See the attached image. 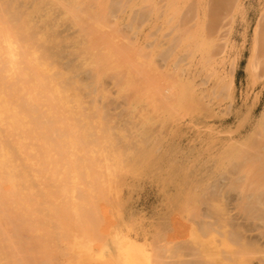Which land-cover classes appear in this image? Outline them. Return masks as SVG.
<instances>
[{
    "label": "bare ground",
    "instance_id": "bare-ground-1",
    "mask_svg": "<svg viewBox=\"0 0 264 264\" xmlns=\"http://www.w3.org/2000/svg\"><path fill=\"white\" fill-rule=\"evenodd\" d=\"M243 2L0 0V264L61 263L65 259L58 263L56 259L66 250L59 246L62 238L74 240L69 224H88V235L96 239L103 234L116 236L107 231L106 218L101 224L95 216V222L86 219L92 209L107 212L123 204L117 197L127 183L132 185L130 178L111 171L120 166L119 159L116 164L111 156L118 137L111 142L102 139L111 122V110L120 107L118 101L110 100L107 81L130 98L136 94L134 88L147 94L153 89L158 92L151 73H167L174 81L161 78L163 92L154 100L172 112L177 106L186 113L193 108L207 111L204 104L211 106V97L233 101L230 79L218 76L220 82L204 88L208 81L199 86L194 69L206 67L211 77L215 71L221 72L219 55L225 48L219 44L224 39L219 35L244 14ZM263 27L264 20H260L253 37L249 70L254 79L264 69ZM144 31V55L139 56L136 67H148L149 72L139 75L137 69L132 71L129 60L118 63L123 57L115 53L113 44L119 34ZM212 113L208 110L205 117ZM170 118L171 123L179 119ZM123 123L131 125V115ZM238 126L244 127L242 122ZM126 134L122 133V142L128 149L122 154L128 165L139 164L141 171L147 167L153 173L166 172L150 181L167 191L168 211L182 213L196 205H206L208 210L206 221L190 233L192 247L183 242L173 250L175 257L186 260L168 263L158 253L155 264H264L263 248L246 235L248 230H256L264 237V113L245 137L227 141L212 137L197 152L195 146L188 149L183 164L177 159L180 144L171 149V141L178 142L176 136L182 138L184 131L171 130L160 138L153 129L144 128L134 145ZM162 162L168 163L166 168H159ZM215 181L221 182V194L211 191ZM101 189L113 196L101 195ZM228 191L237 193L235 207L248 229L231 217L225 203ZM66 228L71 232L63 236ZM89 250L88 254L93 249ZM138 252L127 254L136 256L131 264H153L143 249ZM93 254L90 260L97 261ZM67 255L63 254L72 261V252Z\"/></svg>",
    "mask_w": 264,
    "mask_h": 264
},
{
    "label": "rangeland",
    "instance_id": "rangeland-1",
    "mask_svg": "<svg viewBox=\"0 0 264 264\" xmlns=\"http://www.w3.org/2000/svg\"><path fill=\"white\" fill-rule=\"evenodd\" d=\"M243 8L244 14L238 15L235 21H231L230 25L223 29V34L221 36L219 35L220 39L224 37L219 44L225 48L224 53L219 55L221 58V72L218 73L215 71V75L211 77V70L206 67L198 66L194 69V74L196 75L195 81L199 86L205 83V81H208V84L205 85L204 88H213L218 82H220L218 76H226V80L230 79L234 85L233 101L211 97L210 101L212 107L204 104L207 107V111L210 110L213 112L211 117H205L207 111L195 108L189 113H186L180 106H177L172 112L167 109V106L154 100V98H158L163 92L160 90L162 86L160 82L161 78L168 81H174V79L170 78L167 73L160 74L161 76L153 72L151 73L155 77L154 81L157 83V89H159L158 92L154 89H150L152 94H147L145 93V90L138 91V89L132 88L136 94L134 93V96L130 98L123 94V90L121 91L120 87L113 86L110 80L107 81L109 87L107 89L111 91L112 94L110 100L118 101L120 107L111 110L112 117L110 124L112 123V125H108L107 132L102 136V139L111 142L118 137L119 142L116 145L117 147L112 150L113 152L111 153V156L116 164L119 159L120 166L111 171H115L117 176L122 173L127 178H130L131 180L129 181V184L132 185H128L127 183V185L123 187L121 195L118 197L116 196L117 198H120V201H123H121L123 204L114 205L106 210L107 212H100L99 210L92 209L90 213L88 212L89 214L87 213L90 215V218H87L88 215L85 214V217L87 215V221L90 223L91 221L95 222L94 216L97 224L103 223L106 218L107 221L105 224L109 227L108 228L105 225V227L108 228L107 231H112L116 236L103 234L101 237L99 235L96 239V236L93 237L92 234H89L92 236L90 237L88 235L87 229L90 227L88 224L84 223L81 227L76 225L71 227L69 224L67 227L74 231V233L71 234L74 240L72 241L71 238L67 239L69 237L67 235L68 237L65 236L66 239L62 238L59 246L62 245V249L66 248L63 252H68L67 254H71L72 252V261L70 260L71 255L69 256L63 253L64 256L67 255L66 257L70 258L67 260L60 252L59 255H57V263L58 261L65 259L63 261L66 263L70 261L69 264H105L108 263V261L105 260L110 259V264H131L136 256L135 258L130 257V254H139L138 251L141 249L144 250L147 256H150L153 264L157 262L158 253H161L168 263L186 260L181 257H175L173 255V250L178 244L183 242H186L192 247L190 244V233L195 227L200 226L206 221L205 217L206 212L208 211L206 205H196V208L184 210L182 213L168 211L167 191L162 192L159 184L150 181L153 178L164 177L166 172L164 171L161 174L153 173L147 170V167H145V170L141 171L140 169L143 166H140L139 164L137 165L138 168L128 165L126 163V157L122 154V152H125L128 149L122 142L124 139L122 133L126 134L125 132L129 130L126 135L129 138V142L134 145L137 136L144 132V128L153 129L155 136L160 138H166L171 130L184 131V136L182 138H180V134L176 136L175 140H178V142L171 141V149L174 144H180L179 148L181 153L178 155L177 159L181 164L186 161L183 155L186 154L188 149L195 146L193 150L197 152L198 148L204 145V141L209 140L212 137L221 138L223 141L232 138L239 140L241 137H245L250 133L255 122H257L264 113V69H259L258 72L254 74L256 79L251 77L249 70L254 32L260 23V20H264V0H244ZM228 22L229 21L225 22L224 25H227ZM121 29L123 31L124 26H121ZM64 30L65 28H62L61 32ZM145 31L147 34L149 33V29H145ZM145 31L137 34L129 32L122 33L121 35L119 34V36L115 37L113 44L115 53L123 57V59L118 60V63L124 64V62L129 60L133 63L132 71L137 69L135 73L139 75L149 72L148 67H141L140 65V67H136L138 65L137 59L139 56L144 55L142 51L143 47L146 46ZM263 33L264 27L262 28V34ZM153 41L154 39L150 40V42ZM219 57L217 58L220 59ZM128 90L129 92L131 91L130 89ZM174 103H176V101ZM130 115L132 120L131 125H129V123L124 124L123 121L130 120ZM171 115L173 117L178 116L179 119L171 123L168 121L169 119H172L170 118ZM164 121L166 122L164 123ZM120 122L122 123L121 126ZM161 122L164 123L163 127ZM240 122L243 123V128H239L238 124ZM110 126L112 127L111 133ZM236 130L237 132H235ZM164 146L165 149H167L169 145L165 144ZM159 153H161V151ZM191 157L192 156L190 155V158ZM167 164V162L159 163V168H166ZM192 164L197 165L198 163L195 164L192 162ZM204 169L199 170L201 172H198V174L200 175ZM215 182V189L212 188L211 191H213V193L215 192V194H221V190L218 192L221 187L219 185L221 182ZM130 186L132 188H127ZM103 190L104 189H101L100 191L101 195H104L105 197L113 196L111 193H108V191L105 192ZM230 192L231 191L226 192V196H228V194L229 196L226 197L227 202L225 203L227 204L231 217L235 220V223L242 225L244 229H248V223L238 214L235 207L237 193L235 194V192H231L230 194ZM104 196L100 197L104 198ZM111 224H113L112 227L109 226ZM103 229L105 228L103 227ZM66 231L69 230L64 229V232H62L63 236ZM69 232H67V234ZM57 234L59 235V233ZM104 235L106 238L102 239ZM246 235L250 239L255 240L264 250V237H262L258 231L248 230ZM83 236H85L86 239ZM81 237H83L82 239L84 240H81ZM89 237L91 238L89 239L91 241H88ZM93 239L95 240L93 241ZM98 239L102 242L98 241ZM63 240H71L73 244L72 246L74 247L70 246V249H67L65 246L70 245L71 242L67 243L65 241L64 243ZM118 246L120 247V250ZM123 246L128 250H133V253L132 251L129 253L127 249L124 250V248H122ZM89 247L91 250L93 249L92 252L94 254L90 252L93 254L92 259L96 257L95 259L97 261L90 260L92 254L90 255V253L88 254L86 252ZM165 248L171 250V253H167ZM119 251L122 252L120 253L123 254L122 257L124 258H121ZM127 254L130 256L127 257ZM184 255L189 254L186 253ZM60 256L64 258L61 259ZM102 257L105 258L103 261H101ZM132 258L133 260H131ZM127 259L128 261L131 260V262H128ZM63 261L58 264L64 263Z\"/></svg>",
    "mask_w": 264,
    "mask_h": 264
}]
</instances>
